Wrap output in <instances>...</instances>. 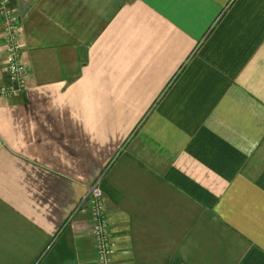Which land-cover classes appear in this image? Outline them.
Returning a JSON list of instances; mask_svg holds the SVG:
<instances>
[{
    "label": "crops",
    "instance_id": "1",
    "mask_svg": "<svg viewBox=\"0 0 264 264\" xmlns=\"http://www.w3.org/2000/svg\"><path fill=\"white\" fill-rule=\"evenodd\" d=\"M0 264H264V0H7Z\"/></svg>",
    "mask_w": 264,
    "mask_h": 264
},
{
    "label": "built area",
    "instance_id": "2",
    "mask_svg": "<svg viewBox=\"0 0 264 264\" xmlns=\"http://www.w3.org/2000/svg\"><path fill=\"white\" fill-rule=\"evenodd\" d=\"M27 67L22 61L21 45L18 39V18L8 6L7 0H0V98H15L26 87ZM100 174L87 185L76 210L89 206L90 224L88 234L95 242L98 264H115L110 222L105 213V204L100 183Z\"/></svg>",
    "mask_w": 264,
    "mask_h": 264
}]
</instances>
